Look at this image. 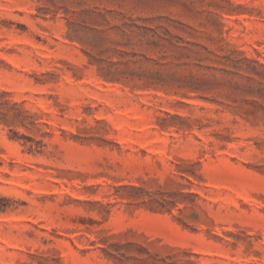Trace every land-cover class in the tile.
I'll return each mask as SVG.
<instances>
[{
	"label": "rangeland",
	"instance_id": "obj_1",
	"mask_svg": "<svg viewBox=\"0 0 264 264\" xmlns=\"http://www.w3.org/2000/svg\"><path fill=\"white\" fill-rule=\"evenodd\" d=\"M0 264H264V0H0Z\"/></svg>",
	"mask_w": 264,
	"mask_h": 264
},
{
	"label": "trees",
	"instance_id": "obj_2",
	"mask_svg": "<svg viewBox=\"0 0 264 264\" xmlns=\"http://www.w3.org/2000/svg\"><path fill=\"white\" fill-rule=\"evenodd\" d=\"M6 207H7V205L0 204V210H5Z\"/></svg>",
	"mask_w": 264,
	"mask_h": 264
}]
</instances>
